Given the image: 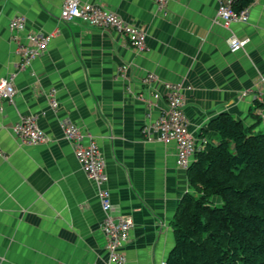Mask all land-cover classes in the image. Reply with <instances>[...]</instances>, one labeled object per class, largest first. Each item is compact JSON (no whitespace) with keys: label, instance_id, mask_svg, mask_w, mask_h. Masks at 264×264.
<instances>
[{"label":"crops","instance_id":"1","mask_svg":"<svg viewBox=\"0 0 264 264\" xmlns=\"http://www.w3.org/2000/svg\"><path fill=\"white\" fill-rule=\"evenodd\" d=\"M82 1L137 24L147 48L137 50L111 28L61 20L63 0H0V78L14 74L16 87L13 102L0 99V264H115L101 228L99 187L64 135L66 119L97 140L113 212L133 219L126 264H165L172 218L192 185L187 167L176 164L175 144L149 139L144 128L167 107L164 83L180 82L199 143L219 142L207 128L223 112L264 131L253 92L241 95L264 77V0L246 7V21L228 25L217 18L220 0H168L162 8L154 0ZM15 15L25 17L19 35H52L23 69L9 27ZM233 36L248 41L232 50ZM148 72L157 75L152 85L143 81ZM152 90L161 96L153 98ZM29 114L48 142L31 144L14 133L13 124Z\"/></svg>","mask_w":264,"mask_h":264},{"label":"trees","instance_id":"2","mask_svg":"<svg viewBox=\"0 0 264 264\" xmlns=\"http://www.w3.org/2000/svg\"><path fill=\"white\" fill-rule=\"evenodd\" d=\"M252 1L232 0V7L239 12ZM207 129L220 139L207 141L187 167L192 190L172 218L165 264H264V131L228 112Z\"/></svg>","mask_w":264,"mask_h":264},{"label":"built area","instance_id":"3","mask_svg":"<svg viewBox=\"0 0 264 264\" xmlns=\"http://www.w3.org/2000/svg\"><path fill=\"white\" fill-rule=\"evenodd\" d=\"M154 2L162 8L168 0H154ZM60 17L63 21L78 19L89 26L114 29L125 36L130 45L137 50L147 48L145 31L104 4L82 0H63ZM217 18L225 25L233 21H246L249 18L248 8L245 7L237 12L232 7V0H220ZM9 27L16 33V53L19 56V67L26 68L34 58L48 48L52 35L38 31H28L24 35H19L18 33L24 32L26 28L25 17L22 15L13 16L9 22ZM247 41L248 38L233 36L230 38L229 44L232 50H238ZM125 69L126 66L123 65L119 71L123 72ZM13 78L14 74L0 78V99L5 97L13 102L16 94ZM156 80L157 75L154 72H148L143 78L144 83L150 85ZM164 88L167 107L158 118L145 126L144 132L149 139L156 138L163 142H173L176 147V164L181 167H188L194 160L196 153L207 141L202 140V143H199L189 130L187 116L184 112V87L182 83L165 82ZM249 91L253 92L257 102V114L261 121H264V77L259 78L253 90H243L241 95H246ZM151 94L155 99L161 96V92L158 90H152ZM145 100L149 105L152 104L151 99L145 98ZM52 103L54 106L56 105L54 100ZM12 129L21 140L31 144L45 143L50 140L45 130L39 126L37 117L33 114L22 116L13 124ZM63 131L65 137L73 145L75 156L82 169L99 187L98 197L105 213L101 228L106 237L109 262L126 264L127 258L123 247L130 239L134 222L128 215H117L113 212L111 192L105 185L107 175L99 144L92 134L83 132L71 120L63 121Z\"/></svg>","mask_w":264,"mask_h":264},{"label":"rangeland","instance_id":"4","mask_svg":"<svg viewBox=\"0 0 264 264\" xmlns=\"http://www.w3.org/2000/svg\"><path fill=\"white\" fill-rule=\"evenodd\" d=\"M264 122V121H263ZM220 199V198H219ZM214 201H215V203H219L220 201H218V200H216L215 198H214ZM220 204V203H219Z\"/></svg>","mask_w":264,"mask_h":264}]
</instances>
